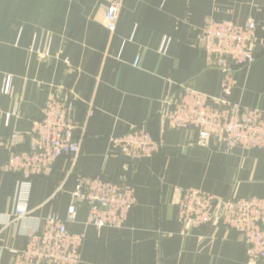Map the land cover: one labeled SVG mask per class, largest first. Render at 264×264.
<instances>
[{
    "label": "crops",
    "instance_id": "crops-1",
    "mask_svg": "<svg viewBox=\"0 0 264 264\" xmlns=\"http://www.w3.org/2000/svg\"><path fill=\"white\" fill-rule=\"evenodd\" d=\"M110 1L0 0V264H11L26 244L24 233L40 229L47 215L65 216L79 176L131 183L136 195L120 228L84 225L86 210L78 208L68 226L84 232L80 264H264L248 257L236 230L209 223L183 231L176 216L187 187L222 199L264 197V150L226 149L218 137L202 146L194 129L172 128L162 115L169 109L164 98L178 97L183 83L264 111V0H120L112 34L103 25ZM211 19L256 26L257 59L235 72L227 91L198 44ZM56 93L72 101L80 151L33 176L28 216L8 221L19 176L1 169L6 141L18 133L16 150H27L32 123ZM134 126L161 140L157 154L135 162L115 154L112 136Z\"/></svg>",
    "mask_w": 264,
    "mask_h": 264
},
{
    "label": "built area",
    "instance_id": "built-area-1",
    "mask_svg": "<svg viewBox=\"0 0 264 264\" xmlns=\"http://www.w3.org/2000/svg\"><path fill=\"white\" fill-rule=\"evenodd\" d=\"M120 0H111L103 14V25L112 34L117 25ZM256 26L252 20L244 24L227 19H211L201 29L199 46L205 52L207 67L222 72V88L230 90L234 74L250 66L257 59ZM169 38L165 37L160 52H165ZM42 57L46 53L40 54ZM138 57L133 64L137 65ZM10 76H6L3 92L9 90ZM162 115L172 128L194 129L196 143L206 146L218 137L226 149L257 148L264 150V111L244 107L224 97H216L180 85L178 97L166 96ZM72 101L59 93L51 95L42 107L41 117L32 123L31 144L27 150L15 148L19 134L6 141L7 155L1 169L18 175L17 201L14 210L6 215L8 221L28 216L27 190L29 180L36 175L49 174L60 156L77 157L81 139L75 137L78 127L71 118ZM112 149L128 161H141L157 154L162 146L142 126L112 136ZM136 205L135 188L131 183L103 179L98 176H79L70 192L64 217L49 214L40 229L26 231V244L14 252L11 264H80L84 232L72 230L78 208L86 210L84 225L95 228H120L129 211ZM176 216L183 231L203 224H219L236 230L247 245L248 257L264 259V197H229L222 199L210 192L187 187L176 199Z\"/></svg>",
    "mask_w": 264,
    "mask_h": 264
}]
</instances>
